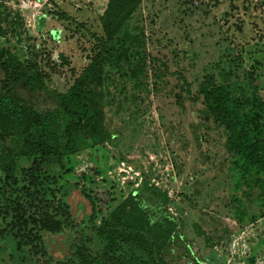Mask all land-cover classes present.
Returning a JSON list of instances; mask_svg holds the SVG:
<instances>
[{
	"label": "rangeland",
	"instance_id": "obj_1",
	"mask_svg": "<svg viewBox=\"0 0 264 264\" xmlns=\"http://www.w3.org/2000/svg\"><path fill=\"white\" fill-rule=\"evenodd\" d=\"M17 2L10 4L25 17L49 87L67 91L95 53L93 34L104 35L93 0ZM58 9L71 19L53 15ZM117 41L132 52L121 68L105 67L110 139L51 160L38 188L68 206L91 234L94 223L148 180L167 192L168 212L176 220L160 244L167 264H264V200L245 183L243 160L228 150L226 129L204 96L191 99L204 76L214 74L237 94L256 89L264 100V0H142ZM22 183L34 192L27 179ZM8 188L0 182V264H61L74 232L44 230V213L32 197ZM86 194L97 205L94 222ZM5 203L8 221L37 236L45 255L3 232Z\"/></svg>",
	"mask_w": 264,
	"mask_h": 264
},
{
	"label": "trees",
	"instance_id": "obj_2",
	"mask_svg": "<svg viewBox=\"0 0 264 264\" xmlns=\"http://www.w3.org/2000/svg\"><path fill=\"white\" fill-rule=\"evenodd\" d=\"M11 1L18 3L0 0V182L4 191L9 187L32 197L31 204L44 213L40 220L44 230L74 232L71 250L61 264H167L160 254V244L171 234L176 220L168 212L167 192L156 184L145 180L100 224L94 223L91 234L74 221L68 206L48 199L38 188L41 172L51 160L75 155L110 139L105 67L110 63L121 68V62L130 56L132 50L126 43H119L117 36L142 0H93L104 35L93 34L95 53L65 92L49 87L48 73L31 43L25 17L11 6ZM53 15L71 19L63 9ZM15 38L26 43L19 47ZM181 79L191 91V83L184 75ZM202 95L207 109L226 129L228 150L243 160L245 183L251 190L258 189L264 200L263 98L256 89L250 94H237L232 84L219 82L214 74L204 76L191 99L197 101ZM23 178L34 192L22 183ZM85 196L93 205L89 220L94 222L97 205L90 195ZM3 207L7 222L3 232L19 238L35 255H45L39 238L26 233L21 223L9 222L11 208L8 203Z\"/></svg>",
	"mask_w": 264,
	"mask_h": 264
}]
</instances>
